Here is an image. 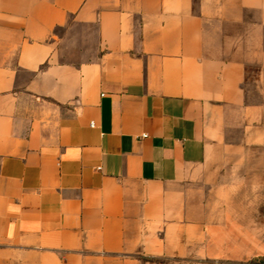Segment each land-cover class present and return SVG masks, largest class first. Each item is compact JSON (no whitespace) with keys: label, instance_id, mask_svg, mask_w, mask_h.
Segmentation results:
<instances>
[{"label":"crops","instance_id":"0c3cea01","mask_svg":"<svg viewBox=\"0 0 264 264\" xmlns=\"http://www.w3.org/2000/svg\"><path fill=\"white\" fill-rule=\"evenodd\" d=\"M0 264H264V0H0Z\"/></svg>","mask_w":264,"mask_h":264},{"label":"rangeland","instance_id":"374dc122","mask_svg":"<svg viewBox=\"0 0 264 264\" xmlns=\"http://www.w3.org/2000/svg\"><path fill=\"white\" fill-rule=\"evenodd\" d=\"M223 178H225V177H223L222 175H218V176L213 177V179L215 180L214 182H216V183H221ZM253 262L254 261H251V263H253Z\"/></svg>","mask_w":264,"mask_h":264},{"label":"built area","instance_id":"2783aa9c","mask_svg":"<svg viewBox=\"0 0 264 264\" xmlns=\"http://www.w3.org/2000/svg\"><path fill=\"white\" fill-rule=\"evenodd\" d=\"M90 125H91L92 127H94V126H95V122H94V121H91ZM143 136H145V135H143Z\"/></svg>","mask_w":264,"mask_h":264}]
</instances>
